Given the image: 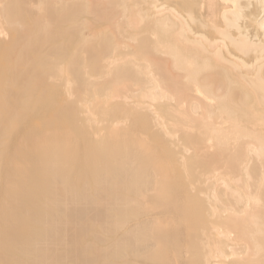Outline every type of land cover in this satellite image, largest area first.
Instances as JSON below:
<instances>
[{"label":"bare ground","instance_id":"1","mask_svg":"<svg viewBox=\"0 0 264 264\" xmlns=\"http://www.w3.org/2000/svg\"><path fill=\"white\" fill-rule=\"evenodd\" d=\"M0 264H264V0H0Z\"/></svg>","mask_w":264,"mask_h":264}]
</instances>
